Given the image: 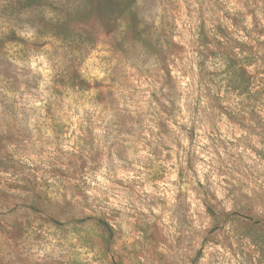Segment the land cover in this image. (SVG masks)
<instances>
[{"label":"rangeland","instance_id":"rangeland-1","mask_svg":"<svg viewBox=\"0 0 264 264\" xmlns=\"http://www.w3.org/2000/svg\"><path fill=\"white\" fill-rule=\"evenodd\" d=\"M0 264H264V0H0Z\"/></svg>","mask_w":264,"mask_h":264}]
</instances>
